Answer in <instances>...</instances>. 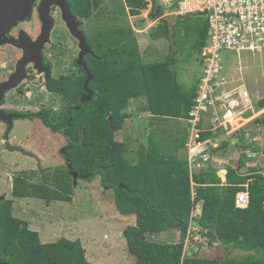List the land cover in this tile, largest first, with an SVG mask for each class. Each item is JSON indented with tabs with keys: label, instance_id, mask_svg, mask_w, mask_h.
Segmentation results:
<instances>
[{
	"label": "trees",
	"instance_id": "1",
	"mask_svg": "<svg viewBox=\"0 0 264 264\" xmlns=\"http://www.w3.org/2000/svg\"><path fill=\"white\" fill-rule=\"evenodd\" d=\"M103 0H70L75 14L89 18ZM128 14L138 16L148 6L147 0H124ZM160 8L157 16L156 10ZM156 14L161 26L157 36L169 41V53L163 61H144L138 41L130 26H105L89 37L94 56H87L91 73L88 88L94 92L91 100L80 104L83 78H61L50 90L69 103V113L55 126L47 117L44 124L53 132L60 131L66 141L64 166L44 173L40 183L30 182L31 174L24 172L14 178L11 195L17 198H38L51 201H72L74 194L71 170L84 180L100 175L105 190L113 196L117 213L135 216V224L124 228L122 235L127 249L135 257L131 264H264V176L258 164L247 166L246 150L258 151L253 143L237 145L242 153L235 165L226 167L223 182L210 165L190 175L186 153L184 159L170 154L148 136L147 144H140L137 161L126 158L127 142L117 141L115 133L121 128L122 115L132 99L144 98V111L160 121L185 120L193 105L199 77L188 87H183L173 69V56L168 36L167 22L162 19L164 8L152 0L151 14ZM181 16H178V18ZM193 18L196 21H193ZM189 21V22H188ZM182 24L183 29H176ZM209 25L203 14L188 16L172 24V39L176 48L189 50L198 56L206 44ZM200 76V75H199ZM78 110L74 106H80ZM264 108V97L256 102V109ZM127 115L126 117H128ZM71 118L70 124L66 125ZM117 125L113 129L110 125ZM254 123L264 124V117ZM207 135H204L206 137ZM188 134L174 141L175 152L184 149ZM242 140V135L241 139ZM229 145L224 139L212 153L218 155ZM224 157V156H222ZM225 158V157H224ZM254 163L255 160H253ZM194 189V196L192 195ZM248 191L246 208L235 205L236 195ZM12 199L0 202V261L9 264H91L85 258L80 240L61 238L43 243L37 231L31 230L27 221L13 215ZM200 206V216L192 211ZM218 215L217 234L208 231ZM197 221L203 229L197 232L216 243L218 235L228 251L247 252L244 258L234 256L223 259L189 255L185 250L190 223ZM178 230L176 243H157L147 240V234Z\"/></svg>",
	"mask_w": 264,
	"mask_h": 264
},
{
	"label": "rangeland",
	"instance_id": "2",
	"mask_svg": "<svg viewBox=\"0 0 264 264\" xmlns=\"http://www.w3.org/2000/svg\"><path fill=\"white\" fill-rule=\"evenodd\" d=\"M164 12L168 11L164 10ZM143 14H147L146 17L132 18L128 14L124 0H103L99 8L94 9L92 15L83 20L86 22V31L89 36L97 34L105 26L111 27L112 24L140 29L142 31L140 33L133 32L144 61H163L169 53V41L156 34L161 22L155 14L150 15L151 12ZM153 15L155 16L153 17ZM194 20L196 21L195 18H193ZM176 29H183V25H176ZM183 50L178 49L174 55H171L174 61L173 69L179 83L188 88L201 74L202 66L197 53L188 57L189 50L186 48ZM230 56L233 57L234 54L228 51L221 53L222 59ZM241 56L244 79H235L234 82L242 83L249 90L253 106L252 111L245 115V120L237 123V125L240 124V128L238 126L236 128L239 129L224 136V139H229V145L222 150V153L218 154V157H225L226 167L236 164V159L243 151L238 149L237 145H241L242 141L244 144L253 143L258 147L257 152H260L258 156L261 153L264 156V124L254 123L256 118L264 117V108L256 109V102L264 97V50L260 53L243 52ZM236 74L239 73H234V75ZM230 85L234 84L230 82ZM146 105L144 98L132 99L122 115L123 124L115 133L117 141L127 142L126 158L131 162H136L139 145L147 144L148 136L152 135L154 140L160 141L167 153L176 154L179 158L184 159L185 148L175 152L174 141L184 133L189 134L188 123L185 120L160 121L144 111ZM128 114L129 116L126 117ZM43 127L39 124V130L46 131ZM18 133L22 137L27 135L23 128ZM241 135L242 140H240ZM222 137L223 135L219 136V143L223 140ZM38 138L39 144L34 152L41 160L40 168L37 160L17 152H5L3 159L0 158V193L5 194L6 199L13 200V215L27 221L30 229L39 233L43 243L55 242L61 238L80 240L85 249V258L91 264L134 263L135 257L129 253L122 231L127 225L135 224V216H124L115 211L112 205V193L103 188L100 175H95L90 181L78 177L76 181L73 180L74 194L70 202L51 201L47 203L38 198L12 197L11 179L16 171H30L32 176L29 181L40 183L43 180L40 169L51 173L56 167L64 166L65 162L60 154L61 147L66 144L63 136L57 133H40ZM25 147L32 149L26 144ZM255 159L256 163L253 161ZM255 159H248L246 169L257 165V158ZM15 160L20 161L17 166L14 164ZM262 172H264V168ZM196 208V211L199 212L200 206L197 205ZM197 230L194 226L189 229L193 242L185 243L184 252L187 254L217 259L232 256L244 258L246 256L247 252L245 251L227 252L222 250L216 243H210ZM171 233L175 237H172ZM170 236L171 238H169ZM147 240L157 243H176L180 240V234L172 230L148 233Z\"/></svg>",
	"mask_w": 264,
	"mask_h": 264
},
{
	"label": "built area",
	"instance_id": "3",
	"mask_svg": "<svg viewBox=\"0 0 264 264\" xmlns=\"http://www.w3.org/2000/svg\"><path fill=\"white\" fill-rule=\"evenodd\" d=\"M147 1L149 6L144 11L149 14L152 11V0ZM156 2L168 11L166 15L183 17L203 14L208 22L206 44L199 54L202 66L199 83L193 105L185 119L189 126L185 144L186 158L191 176L209 165L219 176L221 173L225 176L227 162L224 157L219 158L213 154L212 149L218 148L221 143L219 136L239 129L240 124L237 123L245 120V115L252 111L249 90L242 83L234 81L244 79L242 53H260L264 50V0ZM226 51L234 56L222 59L221 53ZM230 82L234 85H230ZM238 126L239 128H236ZM245 153L251 159L257 158V165L260 164L264 168L263 153L258 156L260 152H252L249 149ZM262 171L260 173L264 176ZM192 195L194 196V192ZM248 202L247 190L236 195V207L246 208ZM196 210L192 211V217L196 216ZM189 241L188 236L186 242Z\"/></svg>",
	"mask_w": 264,
	"mask_h": 264
},
{
	"label": "flooded vegetation",
	"instance_id": "4",
	"mask_svg": "<svg viewBox=\"0 0 264 264\" xmlns=\"http://www.w3.org/2000/svg\"><path fill=\"white\" fill-rule=\"evenodd\" d=\"M65 1L74 17L76 28L85 36L92 54L82 55L79 61L82 51L79 39L72 34L63 18L60 6L54 2L48 3L47 0H34L29 13L5 32L3 38L5 42L0 44V158L2 159L5 152L24 155L16 149L11 150L17 147L35 154V148L39 143V124L52 134L62 135L64 127L58 132H53L44 124L41 117H47L51 122H55V126H60L61 121L69 113L68 101L61 95L53 93L50 87L56 85L61 78L78 76L83 78L84 90L87 72L81 63L83 62L88 68L87 56L95 55L88 42V38L92 35H88L86 22L83 20L88 18L75 14L70 0ZM49 27V34L44 40V28ZM41 38L45 41L43 44H39ZM29 51H32V54L26 56ZM85 94L84 91L80 95L81 105H83L81 99ZM81 105L74 106V109L78 110L77 107L80 109ZM70 120L71 118L66 125L70 124ZM21 128L27 132L25 137L18 133ZM24 143L32 149L26 148ZM63 150L64 146L60 149L62 156ZM15 161L14 164L17 166L20 161ZM24 172L32 176L30 171L18 170L11 179L12 183L14 178ZM40 172L41 176L45 173L41 169ZM2 195L5 196L0 193V196Z\"/></svg>",
	"mask_w": 264,
	"mask_h": 264
},
{
	"label": "water",
	"instance_id": "5",
	"mask_svg": "<svg viewBox=\"0 0 264 264\" xmlns=\"http://www.w3.org/2000/svg\"><path fill=\"white\" fill-rule=\"evenodd\" d=\"M34 0H0V44L5 42V39H3L5 37V32L12 27L13 25H16V23L19 20H22L30 11L32 5H33ZM48 3L54 2L57 5L60 6L61 10H62V15L63 18L65 19L66 23L68 24V26L70 27L72 34L77 37L79 39L80 42V48L82 49L80 56H79V61L82 58V55L85 54H92V51L90 49V46L86 43L85 41V36L76 28L75 23H74V17L72 16V14L70 13L68 4L66 3L65 0H47ZM161 9L158 8L156 10V14L157 16L160 14ZM155 15H153L154 17ZM191 16V15H188ZM188 16H183V17H171L168 15H164L162 16V19L164 21L167 22L168 25V36H169V40H170V44H171V54L174 53L175 50V46H174V42L172 39V24H174L176 21H178L179 19L185 20ZM49 30L50 27L45 29L44 28V37L43 39L45 40L46 36H48L49 34ZM42 40V38L39 41L40 43H44L45 41ZM32 47H30L31 49ZM41 48V46H40ZM32 54V51H29L26 56H29ZM81 64L84 65V67L86 68V72H87V77L85 79L84 82V91L86 92V94L82 97L81 99V103L84 104L85 102H89L94 94V92L92 90H90L88 88V83L91 79V73L89 71V69L86 67V65L82 62ZM77 109H79V107H77ZM110 125H111V120H110ZM111 127L113 129H115L117 127V125H111ZM13 149H16L20 152H22L24 155H28L32 158H34L35 160H37V162L39 163L38 167L40 168V160L39 158L31 153V152H27L24 149L17 147V148H12L11 150L13 151ZM64 152V150H63ZM68 169H69V173L72 176L73 180H77V177H79L80 175L74 171L71 170V165H68ZM5 196L2 195L0 196V201L4 200ZM200 211H197L196 217L199 218L200 216ZM192 226L196 227L197 229H203V227L197 222V221H192L191 222ZM219 224V219H218V215L216 217V222L214 224V226L209 227L208 231H212L215 234H217V227ZM216 245L221 248L224 251L228 250L226 248H224V246L221 243V240L219 239L218 235L216 236ZM0 264H9L7 261H0Z\"/></svg>",
	"mask_w": 264,
	"mask_h": 264
},
{
	"label": "crops",
	"instance_id": "6",
	"mask_svg": "<svg viewBox=\"0 0 264 264\" xmlns=\"http://www.w3.org/2000/svg\"><path fill=\"white\" fill-rule=\"evenodd\" d=\"M143 13H146L145 11H142L141 13H140V15H143V16H145L146 17V14H143ZM140 15H138V16H135V17H133V16H130V17H132V18H139V17H143V16H140ZM140 18V19H141ZM112 26H119V25H117V24H112ZM131 29L133 30V31H135L136 33H140V32H142L140 29H135L133 26L131 27ZM129 115V114H128ZM40 133H45V134H52L51 132H49V131H41L40 130V132H39V134ZM38 134V135H39ZM224 136L225 135H223V137H222V139L224 140ZM228 139V138H227ZM39 140V139H38ZM222 141V140H221ZM39 144V143H38ZM185 150H186V147H185ZM40 162H41V160H40ZM42 163H40V166H42L41 165ZM227 172V171H226ZM226 175V174H225ZM220 178H223L224 179V181H225V176L223 175L222 177L221 176H219ZM223 179H221L222 181H223ZM223 181V182H224ZM193 192H194V189H193ZM112 205H113V203H112ZM115 209V208H114ZM116 211V210H115ZM117 212V211H116ZM29 224V223H28ZM128 226V225H127ZM126 226V227H127ZM30 228V227H29ZM124 230V229H123ZM172 231H175V232H177V233H179L180 234V232L178 231V230H175V229H172ZM123 232V231H122ZM174 233V232H173ZM173 233H171V235H172V237H175V235L173 234ZM39 234V233H38ZM40 237V236H39ZM169 238H171V236L169 237ZM178 242V241H177ZM189 242H193L192 241V234L190 235V241ZM198 246H199V244H197Z\"/></svg>",
	"mask_w": 264,
	"mask_h": 264
},
{
	"label": "clouds",
	"instance_id": "7",
	"mask_svg": "<svg viewBox=\"0 0 264 264\" xmlns=\"http://www.w3.org/2000/svg\"><path fill=\"white\" fill-rule=\"evenodd\" d=\"M156 15V14H155ZM166 15V14H165ZM169 16V15H168ZM172 17V16H171ZM124 121V120H123ZM78 178H82L81 176H79Z\"/></svg>",
	"mask_w": 264,
	"mask_h": 264
}]
</instances>
